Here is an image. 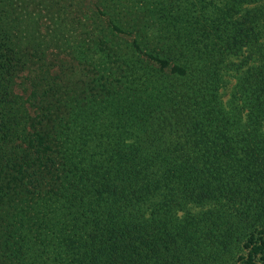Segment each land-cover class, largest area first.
I'll return each mask as SVG.
<instances>
[{
    "label": "trees",
    "instance_id": "obj_1",
    "mask_svg": "<svg viewBox=\"0 0 264 264\" xmlns=\"http://www.w3.org/2000/svg\"><path fill=\"white\" fill-rule=\"evenodd\" d=\"M66 1L0 0V257L264 264V0Z\"/></svg>",
    "mask_w": 264,
    "mask_h": 264
},
{
    "label": "rangeland",
    "instance_id": "obj_2",
    "mask_svg": "<svg viewBox=\"0 0 264 264\" xmlns=\"http://www.w3.org/2000/svg\"><path fill=\"white\" fill-rule=\"evenodd\" d=\"M93 0H68L66 1V5L68 6L70 14L74 15L75 20L79 19L81 13L86 11L85 5H90ZM85 5H82V4ZM92 6V5H91ZM34 7V5H33ZM32 7V8H33ZM46 12V10H44ZM85 13V12H83ZM83 17V16H82ZM86 17L84 14L83 19ZM73 19V18H72ZM71 19H69L70 21ZM43 29L47 25H51V20L43 16L42 18ZM52 26V25H51ZM71 76L73 79H81V75L77 73H73ZM236 80L234 76H229V83L226 89L223 90L225 99L230 97V94L233 89V85H235ZM10 201V199H9ZM8 201V202H9ZM12 207H14L16 202L13 200L9 203ZM21 207V206H19ZM19 209V208H18ZM12 210L9 206L6 207L5 214L7 216L6 222V234H8V240L4 244L3 255L0 257V264H17V258H23L25 263L34 264V247L33 242L36 240L34 237V212L31 211V208L28 209H20V210ZM27 210V211H25ZM22 215L27 218V220H22ZM28 216L30 220H28ZM16 258V259H15Z\"/></svg>",
    "mask_w": 264,
    "mask_h": 264
}]
</instances>
